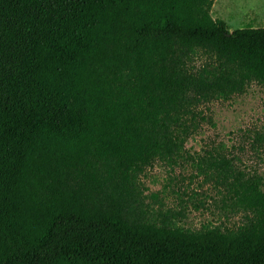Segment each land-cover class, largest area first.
Masks as SVG:
<instances>
[{"label":"trees","instance_id":"16d2710c","mask_svg":"<svg viewBox=\"0 0 264 264\" xmlns=\"http://www.w3.org/2000/svg\"><path fill=\"white\" fill-rule=\"evenodd\" d=\"M213 2L0 0V264H264L259 176L206 151L233 229L185 227L141 181L214 125L201 105L264 88V27Z\"/></svg>","mask_w":264,"mask_h":264},{"label":"rangeland","instance_id":"374dc122","mask_svg":"<svg viewBox=\"0 0 264 264\" xmlns=\"http://www.w3.org/2000/svg\"><path fill=\"white\" fill-rule=\"evenodd\" d=\"M210 13L224 20L229 31L264 27V0H214ZM200 107L214 125L201 122L176 164L156 160L145 168L141 175L145 200L160 213L177 212L178 222L188 228L220 224L233 229L241 223L242 213L229 201L222 202L209 165L214 156L206 151L215 155L218 150L238 169L259 176L264 189V88L251 83L241 94Z\"/></svg>","mask_w":264,"mask_h":264}]
</instances>
